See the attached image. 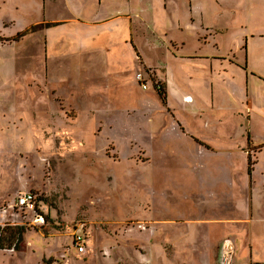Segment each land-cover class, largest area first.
<instances>
[{"label": "rangeland", "instance_id": "374dc122", "mask_svg": "<svg viewBox=\"0 0 264 264\" xmlns=\"http://www.w3.org/2000/svg\"><path fill=\"white\" fill-rule=\"evenodd\" d=\"M70 1L0 0V211L30 189L48 219L38 224L25 211L1 231L0 264H162L140 255L158 243L161 233L152 228L160 231L159 221L150 217L161 210L253 215L251 222L229 224L232 264H264V77L254 74L228 88L236 114L216 100L212 111L228 116L214 122L201 112L209 107L199 105L200 90L178 87L173 74L166 87L157 69L144 67L162 62L167 46L149 26L136 24L133 42L119 26L103 23L102 34L89 41L98 28L46 19L75 16ZM242 4L229 0L235 52L247 50ZM26 28L19 41L6 39ZM42 205L51 207L49 215ZM10 216L8 208L0 221ZM78 223L85 225L81 250L72 236ZM179 223L196 241L194 224ZM123 237L130 243L121 250ZM172 252L170 263L184 260Z\"/></svg>", "mask_w": 264, "mask_h": 264}, {"label": "crops", "instance_id": "0c3cea01", "mask_svg": "<svg viewBox=\"0 0 264 264\" xmlns=\"http://www.w3.org/2000/svg\"><path fill=\"white\" fill-rule=\"evenodd\" d=\"M58 1L55 0V2ZM67 7L75 16H58L46 19L58 22L75 21L76 24L85 27L98 28L95 38L89 39V41H95L102 34L103 25L101 26V24L103 23L119 26L120 31L123 32V37L129 36L133 42L136 41V32L139 30L134 26L136 24L149 26L151 32L167 46L162 55V62H156L153 59L149 63L145 62L144 67L157 69V72L166 79V82L164 79L162 81L166 87L168 81L171 82L172 80H170V75L173 74L177 75L178 87H194L196 90H200L202 103L199 105L203 108L209 107L201 112L207 114L208 118L214 122H219L228 116L212 111V107L217 110L214 105L216 100L220 101V107L223 110L227 109L230 104L232 106L229 109L230 114H236L235 103L229 99L228 88L230 90L243 78L248 82L249 77L254 74H260L264 77V0H243L239 24L242 30L241 40L245 41L244 46L247 47V50L243 52L233 51L234 40L233 38L229 40V31L233 27V21L229 17L233 9L229 7V0H124L115 2L110 0H71ZM75 11L77 13H74ZM112 33L119 34L117 29H113ZM179 44L180 49L175 52L174 47ZM154 56L159 58L158 55ZM238 69L240 72L234 75ZM240 74H243V77H240ZM215 94H221V100L217 99ZM208 97L212 103L205 101ZM183 98L191 99V96L183 94ZM236 109L241 110L238 107ZM239 116H241L242 121H246L243 113ZM244 154H246L245 151ZM245 164L247 171L248 163L245 162ZM230 167L229 164V169ZM248 177L250 176L248 175ZM247 186L249 188L250 183ZM243 197L242 195L240 198ZM224 198L227 199V196ZM229 199L230 202H233L232 194H229ZM246 201L250 203L249 195H247ZM253 202L254 197H252ZM255 202L257 204L259 200ZM159 213L162 214L159 218H156L158 215L153 213L150 217L153 220L152 224L154 221H159L156 226L160 231L155 230V227L152 228V234L154 232L161 233L158 235L160 236L157 239L158 243L146 245L147 253H140V255L148 261L160 259L162 264L170 263L168 259L171 254H169L170 249L173 252L178 250V252L183 253L181 256L184 257V260L180 261L179 259L176 264H220L222 243L226 238L231 239L234 233L229 224H233L232 220L235 219L245 218L247 222H251L253 219V215L235 218L231 215L228 216L227 213L225 215L209 214L206 216L172 214L169 210H161ZM176 217L175 222L173 219ZM180 219H185L194 224L195 230L199 233L196 241L193 232L181 230ZM87 232L86 228V240L90 231ZM122 242L124 246L120 249L124 250L130 241L123 237ZM102 243L103 240L100 238L99 245ZM157 244L165 253L163 257L158 258L156 256ZM213 257H215V261L211 262ZM256 262L254 264H261L260 261ZM3 264H10V262L5 260Z\"/></svg>", "mask_w": 264, "mask_h": 264}, {"label": "built area", "instance_id": "2783aa9c", "mask_svg": "<svg viewBox=\"0 0 264 264\" xmlns=\"http://www.w3.org/2000/svg\"><path fill=\"white\" fill-rule=\"evenodd\" d=\"M140 74V73H139ZM157 87L159 83L156 84ZM10 208L11 216L9 218H4L0 221V235L1 231L7 229L9 226L15 224V220H18L22 216V213L29 211L32 213V221L38 224H43L44 219L40 214L37 208V195L30 189L19 190L17 195L12 201L8 202L6 206L2 207L0 215L5 216L6 209ZM3 211V213H1ZM84 223H78L76 226H73V242L78 247V250H81L80 241H84ZM232 240L229 238L225 239L220 250V264H232L233 260V246H231ZM13 249V248H11Z\"/></svg>", "mask_w": 264, "mask_h": 264}, {"label": "trees", "instance_id": "16d2710c", "mask_svg": "<svg viewBox=\"0 0 264 264\" xmlns=\"http://www.w3.org/2000/svg\"><path fill=\"white\" fill-rule=\"evenodd\" d=\"M25 31H28L27 28L24 29V30H21V31L17 32L13 36L8 37L6 39H8V40H10V39H12V40H18L21 36H23L26 33ZM251 160H252L251 155L248 154V157H247L248 166H247V171L246 172L248 173L249 176H251V173H252V163H251ZM37 208H38V204H37ZM38 211H40V210L38 209ZM45 219H47V218H45Z\"/></svg>", "mask_w": 264, "mask_h": 264}, {"label": "flooded vegetation", "instance_id": "af4514ba", "mask_svg": "<svg viewBox=\"0 0 264 264\" xmlns=\"http://www.w3.org/2000/svg\"><path fill=\"white\" fill-rule=\"evenodd\" d=\"M37 204H38V206H39V200L37 201ZM40 208H41V207H40ZM42 208H43V209H49L50 206L42 205Z\"/></svg>", "mask_w": 264, "mask_h": 264}, {"label": "water", "instance_id": "95a60500", "mask_svg": "<svg viewBox=\"0 0 264 264\" xmlns=\"http://www.w3.org/2000/svg\"><path fill=\"white\" fill-rule=\"evenodd\" d=\"M50 208H51V207H50ZM52 208H53V207H52ZM53 209L55 210V208H53ZM44 211H45V213H44L45 215L48 214V211H47L46 209L42 210V212H44ZM55 211H56V210H55ZM48 215H49V214H48Z\"/></svg>", "mask_w": 264, "mask_h": 264}]
</instances>
